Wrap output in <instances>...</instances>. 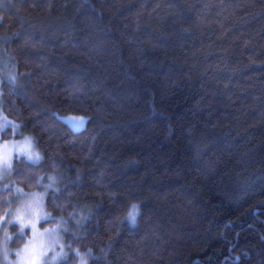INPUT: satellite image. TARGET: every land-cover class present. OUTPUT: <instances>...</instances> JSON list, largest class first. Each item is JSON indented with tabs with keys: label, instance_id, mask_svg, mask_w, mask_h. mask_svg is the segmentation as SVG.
<instances>
[{
	"label": "trees",
	"instance_id": "1",
	"mask_svg": "<svg viewBox=\"0 0 264 264\" xmlns=\"http://www.w3.org/2000/svg\"><path fill=\"white\" fill-rule=\"evenodd\" d=\"M50 2L49 13V0H0V44L7 36L39 66L33 100L59 75L60 84H101L115 97L106 104L123 106L94 121L108 141L109 188L96 184L101 153L86 158V142L65 145L54 134L42 166L59 165L66 210L88 217L79 242L105 246L116 211L106 193L139 180L146 214L167 232L159 264H264V0ZM85 53L95 66L80 63ZM130 151L140 161L131 175L116 167ZM13 165L14 175L31 168L23 159ZM128 239L109 253L113 264Z\"/></svg>",
	"mask_w": 264,
	"mask_h": 264
},
{
	"label": "clouds",
	"instance_id": "2",
	"mask_svg": "<svg viewBox=\"0 0 264 264\" xmlns=\"http://www.w3.org/2000/svg\"><path fill=\"white\" fill-rule=\"evenodd\" d=\"M51 7L49 0L45 11L50 13ZM59 47L64 49L63 42ZM80 63L93 67L96 61L85 53ZM38 67L4 37L0 44V152L4 153L0 163V264H93L99 259L113 264L109 253L124 236L129 239L120 264H159L167 251V232L160 217L146 214V195L139 180L106 193L116 211L108 221L105 246L94 248L91 242H79L83 240L80 229L88 217L66 210L60 199L59 165L53 164L50 170L42 166L54 155V134L65 145L86 142V158L97 150L101 153L95 157V164L101 166L96 184L109 188L113 174L108 169L113 165L102 159L108 141L95 129L94 121L109 118L123 106L116 102L108 106L106 100L115 101V97L101 84L81 78L60 84L59 75L52 90L42 92L40 100L34 101ZM150 110L152 116L161 115L154 105ZM44 112L49 115L43 116ZM206 150L204 146L197 156ZM21 159L31 168L26 175H14L13 161ZM139 164L137 154L130 151L116 167L131 175Z\"/></svg>",
	"mask_w": 264,
	"mask_h": 264
},
{
	"label": "rangeland",
	"instance_id": "3",
	"mask_svg": "<svg viewBox=\"0 0 264 264\" xmlns=\"http://www.w3.org/2000/svg\"><path fill=\"white\" fill-rule=\"evenodd\" d=\"M4 161V153L0 152V163Z\"/></svg>",
	"mask_w": 264,
	"mask_h": 264
}]
</instances>
